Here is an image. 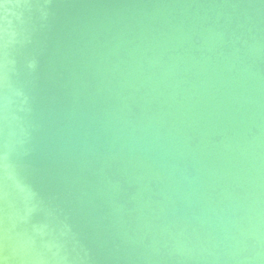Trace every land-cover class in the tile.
Listing matches in <instances>:
<instances>
[{"label": "water", "instance_id": "1", "mask_svg": "<svg viewBox=\"0 0 264 264\" xmlns=\"http://www.w3.org/2000/svg\"><path fill=\"white\" fill-rule=\"evenodd\" d=\"M0 264H264V0H0Z\"/></svg>", "mask_w": 264, "mask_h": 264}]
</instances>
